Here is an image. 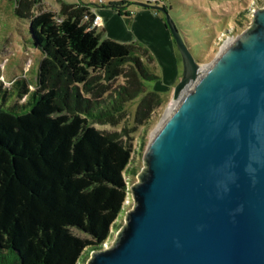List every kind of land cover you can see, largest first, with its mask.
Instances as JSON below:
<instances>
[{
	"label": "trees",
	"instance_id": "16d2710c",
	"mask_svg": "<svg viewBox=\"0 0 264 264\" xmlns=\"http://www.w3.org/2000/svg\"><path fill=\"white\" fill-rule=\"evenodd\" d=\"M34 1L15 8L41 53L34 88L24 77L0 80V264H77L109 238L131 159L118 132L93 123H115L160 76L144 43L92 26L90 5L57 0L34 13ZM115 10L130 23V11ZM160 102L147 91L135 120Z\"/></svg>",
	"mask_w": 264,
	"mask_h": 264
},
{
	"label": "water",
	"instance_id": "95a60500",
	"mask_svg": "<svg viewBox=\"0 0 264 264\" xmlns=\"http://www.w3.org/2000/svg\"><path fill=\"white\" fill-rule=\"evenodd\" d=\"M135 4L164 14L179 103L151 138L125 224L86 264H264V7L202 65L164 6Z\"/></svg>",
	"mask_w": 264,
	"mask_h": 264
},
{
	"label": "rangeland",
	"instance_id": "374dc122",
	"mask_svg": "<svg viewBox=\"0 0 264 264\" xmlns=\"http://www.w3.org/2000/svg\"><path fill=\"white\" fill-rule=\"evenodd\" d=\"M19 0H0V80L9 84L14 78L24 77L32 83L34 88L41 60L40 50L31 44L29 33V21L27 18L18 17L15 8L19 6ZM68 3H86L91 7H101L111 10L112 5L120 6L123 11L134 12L146 8L135 4L137 0H64ZM142 1V0H141ZM146 1V0H143ZM154 0H150L151 3ZM166 1V0H164ZM171 5L169 15L177 27L182 38L187 42L193 57L202 65L209 64L217 54L225 47L227 41H233L253 22V11L264 7V0H167ZM160 4V3H157ZM161 5V4H160ZM59 4L57 0H36L30 5L31 12L37 13L40 9L56 10ZM112 9H116L112 7ZM156 13L153 9H148ZM164 22V14L156 13ZM119 26L114 27L116 35L113 39L130 42V23H126L123 15H120ZM105 15L102 14L104 36H109L108 28L104 22ZM107 29V30H106ZM169 32V30L166 28ZM170 34V32H169ZM171 36V34H170ZM112 38V37H111ZM179 58L180 54L171 36ZM133 40V39H132ZM141 42V41H140ZM143 43V42H142ZM155 70L160 79L157 81L144 82V89L132 100L125 114L115 123H93L94 127L102 131H116L120 134L123 142L128 143L131 148L129 169L125 173L127 187L138 181V174L145 168L144 156L151 142L152 136L164 121L170 105L177 99L173 98V89L178 82L182 72V62L179 65V74L175 80L167 79L163 74V64L155 59ZM116 82L123 83L119 78ZM154 90L160 94L161 102L153 107L148 117L142 122L136 121L134 112L137 104L147 91ZM128 204L121 211L110 228V236L106 243L111 244L117 232L125 224L126 212L133 206L131 191L129 192ZM89 255L84 252L77 264H86Z\"/></svg>",
	"mask_w": 264,
	"mask_h": 264
},
{
	"label": "crops",
	"instance_id": "0c3cea01",
	"mask_svg": "<svg viewBox=\"0 0 264 264\" xmlns=\"http://www.w3.org/2000/svg\"><path fill=\"white\" fill-rule=\"evenodd\" d=\"M108 7L111 10L92 6V11L94 14L105 15V28H108V34L113 38L118 36L114 27L119 26L122 18L115 9H112L111 6ZM129 36L130 40L136 38L150 49L154 58L163 64V74L167 79L173 81L178 77L181 60L162 18L156 13H152L148 8L134 12Z\"/></svg>",
	"mask_w": 264,
	"mask_h": 264
},
{
	"label": "built area",
	"instance_id": "2783aa9c",
	"mask_svg": "<svg viewBox=\"0 0 264 264\" xmlns=\"http://www.w3.org/2000/svg\"><path fill=\"white\" fill-rule=\"evenodd\" d=\"M98 3H101V0H98ZM102 25H103L102 16L100 14H97V13L94 14V17H93V20H92V26L101 27ZM125 185H126L127 192H126V196L124 198V201L122 203V210L121 211H123L124 207L128 204V197H129V194H130L129 192L131 191L127 187V179L125 181Z\"/></svg>",
	"mask_w": 264,
	"mask_h": 264
},
{
	"label": "bare ground",
	"instance_id": "6f19581e",
	"mask_svg": "<svg viewBox=\"0 0 264 264\" xmlns=\"http://www.w3.org/2000/svg\"><path fill=\"white\" fill-rule=\"evenodd\" d=\"M232 41L230 40V41H227L226 43H225V46L227 45V44H229V43H231ZM178 103H179V99H177V100H175L174 102H173V104H171L170 105V108H169V111L167 112V114H166V116H165V119H166V117L170 114V112H172L173 110H174V108L178 105ZM164 119V120H165ZM162 124V123H161ZM161 126V125H160ZM159 126V127H160Z\"/></svg>",
	"mask_w": 264,
	"mask_h": 264
}]
</instances>
